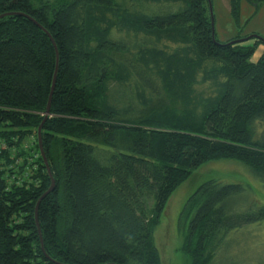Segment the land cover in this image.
Here are the masks:
<instances>
[{"label":"trees","instance_id":"16d2710c","mask_svg":"<svg viewBox=\"0 0 264 264\" xmlns=\"http://www.w3.org/2000/svg\"><path fill=\"white\" fill-rule=\"evenodd\" d=\"M126 1L0 0V264H162L161 216L196 170L237 160L264 184L263 39L219 43L209 0ZM244 191L212 179L187 200L190 264L264 222L235 211Z\"/></svg>","mask_w":264,"mask_h":264},{"label":"rangeland","instance_id":"374dc122","mask_svg":"<svg viewBox=\"0 0 264 264\" xmlns=\"http://www.w3.org/2000/svg\"><path fill=\"white\" fill-rule=\"evenodd\" d=\"M115 1L121 4L123 0ZM212 9L215 35L219 43L226 44L237 38L264 39L263 3L257 9L249 0H242L238 18L232 14L231 0H212ZM254 42L250 40L243 45L249 46ZM263 53L264 44H260L251 61L257 62ZM33 141L31 137L23 146L29 148ZM212 179H221L226 184L245 186V191L237 202L236 212L264 207V184L247 165L230 159L204 164L176 190L161 216L155 238L162 264H190L189 258L181 250L184 239L179 228L181 212L195 191ZM213 264H264V222L248 225L242 230L229 233L217 250Z\"/></svg>","mask_w":264,"mask_h":264},{"label":"water","instance_id":"95a60500","mask_svg":"<svg viewBox=\"0 0 264 264\" xmlns=\"http://www.w3.org/2000/svg\"><path fill=\"white\" fill-rule=\"evenodd\" d=\"M209 5H210V13H211V18H212V26L215 30V23H214V16H213V9H212V2L209 0ZM10 14H4V15H1L0 16V19L8 16ZM52 39V38H51ZM55 47H56V50H57V46L54 42V40L52 39ZM264 41V39H263ZM57 67H56V71H55V74H54V79H53V84H52V89H51V93H50V97H49V102H48V106H47V110H46V116H45V120L49 117L50 113H51V106H52V100H53V95H54V92H55V88H56V83H57V76H58V70H59V54L57 52ZM45 120L43 121V123L40 125V127L38 128V132H37V138H38V145H39V150H40V154L44 160V164L48 170V173H49V176L52 180V184H51V187L50 189L42 196V198L39 200L38 204H37V208H36V221L38 222V208L40 206V203L41 201L47 196L49 195L51 192L54 191L55 189V180H54V177L52 175V172H51V169H50V166H49V162H48V159H47V156H46V153H45V150H44V146H43V136H42V131H43V124L45 122ZM43 243V242H42Z\"/></svg>","mask_w":264,"mask_h":264},{"label":"crops","instance_id":"0c3cea01","mask_svg":"<svg viewBox=\"0 0 264 264\" xmlns=\"http://www.w3.org/2000/svg\"><path fill=\"white\" fill-rule=\"evenodd\" d=\"M254 41V40H253Z\"/></svg>","mask_w":264,"mask_h":264}]
</instances>
